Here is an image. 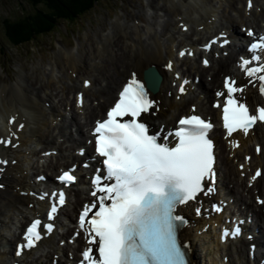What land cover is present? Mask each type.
<instances>
[{
    "label": "bare ground",
    "instance_id": "1",
    "mask_svg": "<svg viewBox=\"0 0 264 264\" xmlns=\"http://www.w3.org/2000/svg\"><path fill=\"white\" fill-rule=\"evenodd\" d=\"M161 1L162 5H160L161 2L157 5L161 9L158 7L156 10H152V15L143 24L138 23L141 19L133 21L130 26L125 24L122 27L117 24L119 30H123V33L120 32L122 35L130 33L133 29V32L125 38V44L119 50H113L116 34L111 29L106 36L100 35L97 38V44L94 48L90 46L92 48L82 49L78 45V48L73 52L69 48L59 47V53L54 54L48 67L33 66L34 75H31L32 78L29 77L27 72H23L19 74V80H16L15 83H0V139L11 140L10 144H0V155L14 162L4 169H0L1 180L5 184L4 188L0 190V264H8L9 261H18V264H45L43 258L47 255V252L41 251L29 262L25 258L29 257L31 252L38 249L41 244L51 247L52 253H62L64 248L71 247L68 244H65L64 247L54 244L52 239L53 232H51L45 239L40 240L36 247L24 252L19 258L13 257L11 252L6 251L12 238V235L9 238L6 235L10 233V226L7 223L16 225L15 223H19L21 220V213L26 211L31 216L34 213H38L43 207L42 202H30V197H20L18 194L20 190H26L27 177L29 176L27 169L31 168L29 165L30 160H33V158L36 160L43 159L46 162L45 168L39 171L45 174L46 181L39 184H47L51 180L53 171L65 168L70 163L79 160V157L71 153V151L68 150L66 153L63 151L65 148L71 149L72 143L62 147V143L57 142L61 137H67L64 131L66 128L64 116L54 108L55 104L65 108L67 103L66 96L70 92H73V95L76 92L83 94V103L80 106H76V109L73 107L74 96L72 105H69L71 111L70 124L75 126L76 130L81 134L82 124L77 121V116L79 118L80 115L84 114L83 118L87 116L88 122L91 123L95 117L99 116L104 107L109 104L113 91L124 81V77L130 71H133L140 78L142 70L152 66L161 76L157 90L150 93L151 97L159 105L158 111L152 117L156 124L160 122L164 123L165 126L171 124L174 115L186 113L181 111H187L188 105L193 103L196 104V111H198L199 107L214 114L215 110L206 107L201 99L209 98L212 89L219 86V82L216 79L220 71V73H223L222 67L228 66L231 61V55H217L214 58L210 55L209 66L202 67L198 63L200 55L199 51H197L200 42L226 29L230 37L225 36L224 38L232 41L230 45L235 46L236 44L234 43H237L236 41L244 39L236 29L237 24L238 27L239 25L255 24L254 21L247 19L249 16L253 20L258 18L264 22V0H252L253 7L249 11L243 9L244 0ZM150 6V8L155 7V5ZM256 7L259 8L258 11H256ZM157 10L163 11L161 24L155 19ZM152 16L153 22L151 21ZM156 25H160V28L155 27ZM255 27L262 29L264 26L255 25ZM112 38L115 40L111 43ZM111 44L114 45L111 46ZM182 50H185L186 54L183 57L179 55V60L177 55ZM189 50L192 51V55L187 54ZM169 62L172 63V67L170 69L163 68V65ZM118 63L120 65H117ZM122 65L124 66L120 69ZM176 70L185 76L198 73L199 84H197V88L200 89L199 93H202V98H199L198 95L190 97L185 93L176 99L172 95L169 80L171 72ZM208 74L210 75V80L204 78ZM98 79L99 83H97ZM85 81L89 82L87 86ZM100 81L104 82L102 86ZM60 86L61 88L59 89ZM65 87L69 89L66 96L61 92ZM248 89L245 92L246 96L249 94ZM59 93L64 97L60 98ZM89 95L91 96L90 100H96V103L94 105H91L90 102L87 103L89 113L85 114L86 98ZM54 99H56V102L52 105ZM185 101L188 103L185 104ZM58 117H60L59 120ZM13 118H15L14 121L9 123ZM21 124L24 125L23 128L19 127ZM53 130L57 132L53 134ZM213 136L216 143L218 182L221 187L228 194L231 193V190L227 189L228 186H226V181L232 182L230 181L231 179L235 185L240 187L241 192L245 193V199L247 195L251 194L252 189H256L259 192L261 187L264 186V126L255 125L252 128V133H249L246 137L238 136V141L241 138V143L232 151L228 150L224 142L216 138L214 133ZM67 141L72 142L70 138H67ZM44 142L50 144V147H45L42 151L57 149V154L50 156L48 159L39 155V149ZM83 142L84 138L78 140L75 147ZM249 142H251L250 147ZM252 143H259L260 145V152L257 155L251 152ZM248 151L251 152V157L249 162L245 163V168L250 163L251 165H261L262 170V176L257 178L252 186L253 188L245 187L243 178L238 176L236 163L233 164L235 160H241V155ZM230 157L236 158L231 160ZM82 184L83 182L80 179L68 189V196H72V211L83 200ZM67 203L63 206L58 217L61 215L63 219L69 220L71 213L63 211ZM246 204L250 208L251 213L262 214L259 206L253 203ZM184 207L189 210L190 204L188 203ZM202 213L204 214V211ZM27 217L25 216L26 219ZM58 217L56 223L58 228H62L61 220L58 221ZM186 217L188 224L180 230V241L186 242L190 264H235L228 253L226 254L228 258L223 261L222 253L224 249L217 242L216 234L211 233L210 229H203V225L206 222H210L212 219L217 221L218 216H214L211 219L208 215L207 219H203L204 217L201 214L193 216L191 212H188ZM64 237L60 236L61 239ZM60 258L61 256L57 258L56 264H62ZM50 259L48 264H50Z\"/></svg>",
    "mask_w": 264,
    "mask_h": 264
},
{
    "label": "snow or ice",
    "instance_id": "2",
    "mask_svg": "<svg viewBox=\"0 0 264 264\" xmlns=\"http://www.w3.org/2000/svg\"><path fill=\"white\" fill-rule=\"evenodd\" d=\"M252 7V0H248V8ZM248 34L253 35L251 31ZM216 42L213 40L211 43ZM223 42L227 43V40ZM210 46L205 45V48ZM257 50L264 51V36L251 44V51L255 53ZM185 54V50L179 53L181 57ZM187 54L192 55L190 51ZM251 60L262 61V57L254 54ZM203 63L209 65L207 59ZM249 63L243 59L241 67L249 77L256 76L259 92L264 96V62L257 67H248ZM167 66L171 68L172 63ZM187 83L180 84L181 94L186 92ZM88 84L85 81V85ZM150 84L151 78L147 75L141 82L133 73L119 92L114 106L108 109L106 118L95 121L92 135L104 171L92 179L91 196L95 199L84 205L79 213V227L83 229L89 245L81 254L80 264H188L185 245L177 236L178 228L185 220L176 213L179 205L195 200L205 190V179L214 177L213 141L209 138L213 124L196 115L193 105L192 114L182 116L167 136L150 134L149 125L143 120L144 115L154 114L157 106V102L149 97ZM244 91V87L226 76L223 90L215 94L218 99L214 107L221 109L223 128L228 136L237 130L247 135L258 122L264 123V104L250 108L242 102ZM78 103H83L82 96ZM170 137L174 139V146L169 144ZM0 143L10 144L11 140L0 139ZM240 167L243 169L244 166ZM261 174L257 170L251 179L254 181ZM58 179L70 183L75 177L69 170ZM52 196L58 199L51 204L50 220L55 218L58 206L65 203L63 191L52 193ZM258 202L264 204V200ZM40 226L41 221L34 220L27 227L23 242L16 246V256L36 247L42 239ZM42 227L50 232L53 225L48 223ZM238 233L239 228H236L224 235L235 236Z\"/></svg>",
    "mask_w": 264,
    "mask_h": 264
},
{
    "label": "rangeland",
    "instance_id": "3",
    "mask_svg": "<svg viewBox=\"0 0 264 264\" xmlns=\"http://www.w3.org/2000/svg\"><path fill=\"white\" fill-rule=\"evenodd\" d=\"M93 1L94 3H92ZM159 4L162 5L161 0H90V5H88L90 7H87V10L83 8L80 14L65 18L59 17V15L54 17L52 11H48L50 15L46 17L45 14L47 13L44 12L47 11V8L44 4L30 3L29 0H0V83H15L16 80H19V74L23 72H27L32 78L31 75H34L33 66L48 67L54 54L59 53V47L69 48L73 52L78 48V45L82 49L94 48L97 44V38L100 35L106 36L111 29L116 34L114 37L116 40L111 39V43L115 40V45L111 44V46H115L114 51L119 50L133 29L130 33L122 35L123 30H119L117 24L122 27L125 24L130 26L133 21H138L137 19H141L138 23L143 24L152 15V10L160 8L157 6ZM150 5H155V7L150 8ZM37 10H43L39 12L44 15L46 20L48 18L46 26L27 35V38L22 37L17 41L11 40V36L13 37L12 29L18 24V20H24L27 16L30 17ZM162 13V10H157L155 16L160 24ZM152 19L153 16L151 21ZM155 27L160 28V25ZM123 66H120V69ZM100 75L102 76V74ZM100 82L104 83L103 81ZM97 83H99V79ZM68 91L69 89L66 87L61 90L65 96ZM72 94V92L68 94V103L72 102ZM63 95L59 93L60 98H63ZM88 98L91 96L89 95ZM86 113L89 111L86 112L85 110ZM31 171L35 174L33 168ZM229 185L230 183H228ZM56 240L54 234L53 242Z\"/></svg>",
    "mask_w": 264,
    "mask_h": 264
},
{
    "label": "trees",
    "instance_id": "4",
    "mask_svg": "<svg viewBox=\"0 0 264 264\" xmlns=\"http://www.w3.org/2000/svg\"><path fill=\"white\" fill-rule=\"evenodd\" d=\"M29 2L41 5L44 4L47 8V11L44 13L48 14H45L46 17L50 15L48 11H52L54 12V17L59 15V17L70 18L72 15L80 14L83 8L87 10L90 7H88V5H90V0H84L83 2L81 0H29ZM92 3H94V1ZM39 11L43 10L34 11L30 17L27 16L24 20H18V24L12 29L13 37L11 36V40L17 41L22 37L27 38V35L46 26L48 18L46 20L44 15Z\"/></svg>",
    "mask_w": 264,
    "mask_h": 264
},
{
    "label": "water",
    "instance_id": "5",
    "mask_svg": "<svg viewBox=\"0 0 264 264\" xmlns=\"http://www.w3.org/2000/svg\"><path fill=\"white\" fill-rule=\"evenodd\" d=\"M143 74H144V78L146 80V75L148 77L149 74H153V71L152 70H149V69H145L144 72H143Z\"/></svg>",
    "mask_w": 264,
    "mask_h": 264
}]
</instances>
